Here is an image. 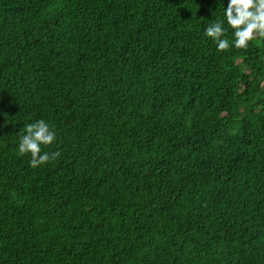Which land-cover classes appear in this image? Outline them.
<instances>
[{
    "label": "trees",
    "instance_id": "1",
    "mask_svg": "<svg viewBox=\"0 0 264 264\" xmlns=\"http://www.w3.org/2000/svg\"><path fill=\"white\" fill-rule=\"evenodd\" d=\"M221 3L0 0V264H264V38L217 50Z\"/></svg>",
    "mask_w": 264,
    "mask_h": 264
},
{
    "label": "clouds",
    "instance_id": "2",
    "mask_svg": "<svg viewBox=\"0 0 264 264\" xmlns=\"http://www.w3.org/2000/svg\"><path fill=\"white\" fill-rule=\"evenodd\" d=\"M221 4L222 17L204 28V36L211 38L217 50L246 49L254 37L264 38V0H226V4ZM229 29L231 41L226 35ZM23 128L17 150L20 155L30 154L29 166L38 167L58 155L42 151V146L51 145L56 139L49 122L37 119L25 123Z\"/></svg>",
    "mask_w": 264,
    "mask_h": 264
}]
</instances>
